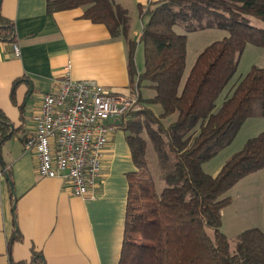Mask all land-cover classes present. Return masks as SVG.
I'll return each mask as SVG.
<instances>
[{
  "label": "trees",
  "instance_id": "1",
  "mask_svg": "<svg viewBox=\"0 0 264 264\" xmlns=\"http://www.w3.org/2000/svg\"><path fill=\"white\" fill-rule=\"evenodd\" d=\"M84 6L83 16L104 24L112 38L126 43L130 83L155 89L138 96L139 108L125 113L118 126L125 131L135 170L126 174L128 194L117 264H264V232L250 227L239 233L234 248L221 230L222 196L245 175L264 166V130L248 137L215 174L201 164L215 153L214 142H229L230 132L264 107V67L252 65L215 109V101L236 71L246 44L264 47V0H155L139 5L138 41L128 35L127 19L110 0H46L48 12ZM220 28L227 35L200 51L180 88L186 62V34L176 31ZM14 25L0 14V39L14 40ZM140 42L144 69L138 73L135 50ZM14 80L10 97L14 101ZM162 112L155 113L153 104ZM176 114L168 124L163 118ZM7 119L0 111V140L7 138ZM150 150V160L148 157ZM156 157V159L154 158ZM162 167L164 186L155 189L150 161ZM153 165V164H152ZM20 238L17 233L10 239ZM45 264L32 249L28 261Z\"/></svg>",
  "mask_w": 264,
  "mask_h": 264
},
{
  "label": "crops",
  "instance_id": "2",
  "mask_svg": "<svg viewBox=\"0 0 264 264\" xmlns=\"http://www.w3.org/2000/svg\"><path fill=\"white\" fill-rule=\"evenodd\" d=\"M110 1L119 18L127 19L128 35L138 41L142 27L138 6L155 0ZM83 11L84 6H78L48 12L46 0H0L1 16L14 25V40L0 39V111L8 132L0 140V264H9V258L28 261L32 249L42 253L45 264H117L119 259L126 174L136 169L123 128L118 126L110 135L92 198L75 195L66 179L39 176L35 153L23 146L30 115L41 95L53 90L65 65L73 79H92L113 92L141 96L139 86L130 83L124 38H112L104 24L85 18ZM13 44L18 45V54ZM135 63L142 72L136 55ZM16 79L20 80L12 101ZM262 170L264 166L239 181ZM229 197L222 209V227L234 199ZM252 216L245 207L238 219L243 224ZM248 225L243 229L258 227L264 232L262 226ZM15 233L20 238L9 244Z\"/></svg>",
  "mask_w": 264,
  "mask_h": 264
},
{
  "label": "built area",
  "instance_id": "3",
  "mask_svg": "<svg viewBox=\"0 0 264 264\" xmlns=\"http://www.w3.org/2000/svg\"><path fill=\"white\" fill-rule=\"evenodd\" d=\"M13 51L19 53L17 44ZM54 82L29 117L23 146L35 153L39 176L66 179L75 195L92 198L104 149L118 127L115 120L140 107L138 95L113 92L92 79H73L69 65Z\"/></svg>",
  "mask_w": 264,
  "mask_h": 264
},
{
  "label": "rangeland",
  "instance_id": "4",
  "mask_svg": "<svg viewBox=\"0 0 264 264\" xmlns=\"http://www.w3.org/2000/svg\"><path fill=\"white\" fill-rule=\"evenodd\" d=\"M251 23L254 25L264 26V22L258 20L257 18H252ZM175 29L179 33L186 34V62L184 73L180 82L181 88L197 54L202 51L205 46L214 40H218L223 36H226L228 33L224 29L214 27L189 32L183 31L180 27H176ZM135 55L137 56L138 68H144L142 45H137ZM252 65L264 67V47L248 43L238 57L235 73L218 95L215 101V109L221 104L222 100L230 93L233 86ZM139 90L143 98L149 96L152 97L155 94V89L149 85V82L146 81L140 84ZM152 109L157 114L162 112V107L158 103L153 104ZM175 116L176 114L166 116L163 118L164 123L168 124L175 119ZM262 130H264V107L262 108L260 104L257 103L254 108V113L250 117L246 118L236 130L229 133L231 136L229 142H225L224 140L223 142L213 143L215 153L211 156V158H209V160L201 164L202 170L209 174H213V172H216L218 166L222 164L228 156L240 149L243 142L248 137L254 136ZM150 153L151 152L148 149V157ZM154 158L156 159L155 156ZM150 162L153 164H151V172L155 189L159 191L164 186L162 180L164 171L158 162L154 160ZM230 195L234 198L233 203L226 210L224 226L222 227L221 225V230L227 234L231 243V248H234L238 241V228L243 229L245 226H249L248 224L264 227V170L239 181L233 188H229L222 196ZM245 207H247L248 210L253 211V216L251 221L247 220V223L245 222L242 224V220L238 219V215H241ZM227 219H230V221H227Z\"/></svg>",
  "mask_w": 264,
  "mask_h": 264
},
{
  "label": "water",
  "instance_id": "5",
  "mask_svg": "<svg viewBox=\"0 0 264 264\" xmlns=\"http://www.w3.org/2000/svg\"><path fill=\"white\" fill-rule=\"evenodd\" d=\"M32 89H30V91H31ZM28 97H29V95L26 97V100L28 99ZM9 126L11 127L12 125L11 124H9Z\"/></svg>",
  "mask_w": 264,
  "mask_h": 264
}]
</instances>
